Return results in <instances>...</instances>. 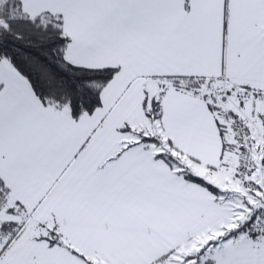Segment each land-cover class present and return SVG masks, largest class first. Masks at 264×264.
Listing matches in <instances>:
<instances>
[{
	"label": "snow or ice",
	"instance_id": "1",
	"mask_svg": "<svg viewBox=\"0 0 264 264\" xmlns=\"http://www.w3.org/2000/svg\"><path fill=\"white\" fill-rule=\"evenodd\" d=\"M0 264H264V0H0Z\"/></svg>",
	"mask_w": 264,
	"mask_h": 264
}]
</instances>
